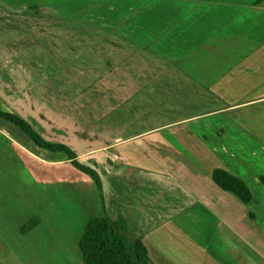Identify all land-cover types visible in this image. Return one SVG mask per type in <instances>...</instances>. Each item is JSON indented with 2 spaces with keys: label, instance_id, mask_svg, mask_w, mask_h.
Wrapping results in <instances>:
<instances>
[{
  "label": "rangeland",
  "instance_id": "1",
  "mask_svg": "<svg viewBox=\"0 0 264 264\" xmlns=\"http://www.w3.org/2000/svg\"><path fill=\"white\" fill-rule=\"evenodd\" d=\"M142 3L126 0L122 10L123 0H0L1 108L46 140L74 148L83 162H96L113 187L111 196L106 192L109 214L118 220L128 212L133 237L152 222L145 227L136 218V189L116 176L126 166L90 131L131 138L181 125L196 133L194 156L218 168L256 165L249 154L254 137L264 160V45L243 54L204 95L189 78L175 85L173 63L141 43L162 37L138 28ZM19 133L0 119V264H82L80 239L102 211L96 188L67 157L40 153ZM35 217L41 224L23 235Z\"/></svg>",
  "mask_w": 264,
  "mask_h": 264
},
{
  "label": "crops",
  "instance_id": "2",
  "mask_svg": "<svg viewBox=\"0 0 264 264\" xmlns=\"http://www.w3.org/2000/svg\"><path fill=\"white\" fill-rule=\"evenodd\" d=\"M124 1L122 10H127L129 6ZM166 1L170 3L164 4ZM138 10L143 11L138 28L148 27L147 37L162 36L153 39V43L138 42L151 44L156 52H161L154 58H165L173 63L169 69L179 79L173 80L175 85L184 77L189 78L190 85L201 87L204 95L216 89L229 67L243 62V54H251L264 45V0H143ZM160 26L165 29L161 31ZM157 44L158 47L154 46ZM19 66L17 63L13 67ZM180 126L168 130L160 127L131 138L109 136L108 131L106 134L89 133L91 138L96 137L93 140L106 139L109 142L106 149L126 166L116 176L124 183H132L136 189L139 202L136 218L143 221L142 226L151 224L149 220L152 222L137 238L142 239L153 264H264L261 144L251 137L254 149L250 148L249 154L257 159L256 165L236 163L222 168L208 167L194 156L197 155L193 151L195 131L178 129ZM170 129L178 130L169 132ZM18 136L27 138L40 153L50 155L23 132ZM16 139L13 143L23 149ZM74 151L80 163L99 173V168L94 166L96 162L91 164L86 160L85 163ZM98 152L92 151L93 154ZM29 159L35 161L32 156ZM71 168L82 174L72 165ZM215 169L242 179L252 192L251 203L247 205L217 186L212 179ZM100 177L105 210L110 216L106 194L111 196L113 187L108 179L105 182ZM96 195L99 199L98 192ZM145 196L148 197L145 199ZM102 215L103 211L99 217ZM127 215L129 218L128 212ZM127 217L123 218L128 221ZM156 219L160 220L159 224Z\"/></svg>",
  "mask_w": 264,
  "mask_h": 264
},
{
  "label": "trees",
  "instance_id": "3",
  "mask_svg": "<svg viewBox=\"0 0 264 264\" xmlns=\"http://www.w3.org/2000/svg\"><path fill=\"white\" fill-rule=\"evenodd\" d=\"M0 119L23 132L37 147L67 157L74 169L92 180L99 194L103 215L89 220L80 239L82 264H153L142 239L132 236L128 221L125 218L114 220L106 212L103 183L96 170L80 163L76 152L68 145L44 139L22 117L0 107ZM212 179L222 190L234 194L243 203L248 205L253 200L251 190L239 177L225 170L215 169ZM261 182L264 185V177ZM39 224L41 218L35 217L23 226L21 233L26 235Z\"/></svg>",
  "mask_w": 264,
  "mask_h": 264
}]
</instances>
